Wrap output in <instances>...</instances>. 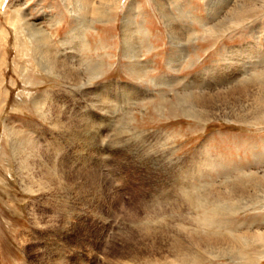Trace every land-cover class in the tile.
Masks as SVG:
<instances>
[{
  "label": "rangeland",
  "instance_id": "obj_1",
  "mask_svg": "<svg viewBox=\"0 0 264 264\" xmlns=\"http://www.w3.org/2000/svg\"><path fill=\"white\" fill-rule=\"evenodd\" d=\"M77 1L0 0V264H177L150 247L164 244V234L182 223L193 228V219L212 221L209 232L224 236L255 229L264 212L235 214L188 202L227 180L263 172L264 126L223 116L200 122L182 99L241 85L264 71V12L229 28L226 15L237 0L104 6L105 0H91L85 13L76 10ZM37 31L76 66L85 93L41 65ZM81 31L85 47L72 36ZM138 63L141 73L133 69ZM55 107L92 122L96 136L84 127L53 126L41 114ZM13 132L39 148L48 168L45 153L55 166L80 174L76 184L71 175L62 178L61 191L46 177L43 192L27 184ZM239 253L243 259L200 251L188 258L264 264L257 249Z\"/></svg>",
  "mask_w": 264,
  "mask_h": 264
},
{
  "label": "bare ground",
  "instance_id": "obj_2",
  "mask_svg": "<svg viewBox=\"0 0 264 264\" xmlns=\"http://www.w3.org/2000/svg\"><path fill=\"white\" fill-rule=\"evenodd\" d=\"M90 1L91 0H78L76 2L78 9L76 10L79 12L85 13V10L91 4ZM114 1L115 0H105L99 5L104 6V5H107L109 2L112 3ZM157 2L158 1H156V3ZM157 4H159V2ZM233 6L234 7L231 10H229V12L227 13L226 15L227 17L225 19L226 20L225 24H228L227 27L229 28L231 27L238 28L250 22L255 16L262 14L264 12V0H237L235 5ZM99 9H100V6H99ZM159 10H162V8L160 9V6H159ZM86 18L88 17L86 16ZM17 21H14V22H17ZM15 24H12V25L15 26L14 29L16 33L20 35L21 32H19ZM27 26L29 25L27 24ZM27 28H30V27H27ZM130 32H131V29H125L124 39H125L126 46L130 45L132 46L130 48L133 49V45L134 46L136 45L134 44V42L133 43L131 42L133 35H131ZM34 33H32V35ZM83 34L84 32L81 31V32L75 33L72 36H74L73 38L75 40L77 39V41L81 43L82 47H85V44L84 43L82 44ZM33 36H34L33 38L37 40L36 42L38 43V45L42 48L41 50L38 46L37 49H40V52L39 50H37L36 52L41 55L40 56L41 65H45L51 72L56 73L64 82L70 85L75 92L78 91L82 94L85 93L87 90L83 89V84H82L83 79L80 76L76 66L72 64L70 61L63 59V55L52 50L53 48L51 49V46L49 43L50 41L48 42L49 38L45 34L37 31V33H35V35ZM131 56H132V52H131ZM133 69L140 73L142 71L141 70L142 68L139 63L136 64ZM182 103L185 106L184 108H186L188 115L200 122H208L209 120L213 118H219V117L222 118L223 116L237 123L239 122V123L250 125V126H261L262 127L264 126V71L262 70V72L258 74H253L249 79L245 80L243 84L238 85V86H234L231 88L225 87L224 89L218 90L216 92L209 91L208 89H205L204 91L192 92L191 94L184 96V98L182 99ZM41 106L42 105H40V107ZM41 115L42 117H44V119H49V122H51L53 126H56L59 128L62 127V128L69 129V130L73 126H76L77 128L84 127L86 131H88L89 133H91V135H93V138L96 136V132H95L96 129L94 130L91 124L92 122L90 123L89 121L84 120L82 117L80 118L76 117L75 119V117L74 118L72 117V114L70 112H63L61 107L60 108L55 107L54 109L49 108L48 110H45L44 112L42 111ZM77 135L79 134L77 133ZM12 137L14 139L13 145H14L15 151L19 154L21 153L20 162L19 163L16 162L19 165L18 170L23 175H25L26 177L25 182L27 184L35 186L36 188H38L39 192H43V189L41 188V184H44L43 180L45 179L44 177H46V180L48 181L49 184L56 185L57 189H60L61 191V188L65 187L66 185L65 183H63L64 179H66L65 178L66 175H71L69 176V178L71 177V179L74 181L73 183L76 184L77 182L76 178H78V176L80 175L76 171L73 172L74 170L72 171L71 169L69 170L66 169L68 170V173H66L65 172L66 170L63 169V166H62L63 164L59 167L55 166V162L51 161L52 158H50V156H48L45 153V156L49 159L51 163L50 168H48L46 163L41 160V157H39L38 153L40 151L37 146L30 143L31 141L30 142H28L27 140L24 141L21 137V139L23 140L22 141L19 138V135L17 133L13 132ZM16 140L18 142H16ZM23 144H25L24 147H23ZM15 157L18 158V156H15ZM58 165H60V163ZM29 173H32V174H29ZM33 174L36 175V178H32ZM96 175H98V173H96ZM62 178H64L63 181H62ZM47 187L50 188V186H47ZM62 192L64 191L62 190ZM191 199L192 200L188 202V205L190 207L200 206L204 208L207 205L209 206V204L211 205L216 204L220 207H224V209L222 208L223 210H225L226 208L228 209V211H230L231 213H235V214L242 213L245 211L246 212L252 211V213L259 212L260 214H263L264 212V170L263 172L260 171L259 173L257 172L249 173V174H246L240 177L233 178L231 180H227L222 185L207 189L203 191L202 193H198L193 198L191 196ZM258 205L259 207H257ZM149 208L151 210L150 206ZM260 218L262 219L261 221L262 223L259 221L262 225V228H259L261 227L260 223H258V221L256 220L255 223H253L255 224L254 225L255 229H252L251 227L246 228L245 226H243L246 228L245 231L239 232V233H230L226 236H224L223 233L222 234H219V233L212 234L209 232L212 227L211 225L212 221L193 219L192 223L189 224L190 227H193V228L182 226L184 223H182V225L178 224L179 229L176 230L175 233H173L174 232L173 230L171 231L168 230V232L164 234V238L162 239V241H164V244L160 242L159 244L157 243V246H154V242H153L152 244L153 246L150 247L152 248L151 249L152 251L150 253L161 254V252L166 251L167 253H169L170 255L174 257V262L177 264H198L199 263L198 261L197 263L193 259L191 262V260H189L188 258L189 255L192 254L194 251L195 252L200 251L203 255H207L210 257L234 256L236 254H239L240 258L243 259L239 253L240 251H245V250L255 251L257 249L259 250V252L260 251L262 252V256L264 257V226H263L264 215H262ZM256 222L258 225L256 224ZM163 247L165 250L163 249ZM260 257L258 258L261 259ZM244 260L246 262V260L248 261V258L246 257V259L244 258Z\"/></svg>",
  "mask_w": 264,
  "mask_h": 264
}]
</instances>
